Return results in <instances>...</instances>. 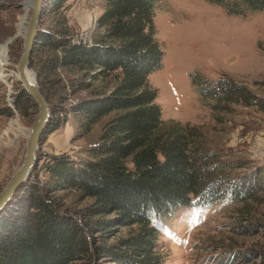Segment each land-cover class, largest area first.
I'll return each instance as SVG.
<instances>
[{"label":"trees","instance_id":"trees-1","mask_svg":"<svg viewBox=\"0 0 264 264\" xmlns=\"http://www.w3.org/2000/svg\"><path fill=\"white\" fill-rule=\"evenodd\" d=\"M68 1L44 0L43 14H58ZM104 1L96 24L101 32L91 44L74 43L65 28L50 35L39 26L31 65L36 60L51 111L42 137L66 123L59 115L67 113L62 103L81 91L93 89L94 97L73 110L81 115L80 129L89 133L106 121L90 150L92 161L74 170L69 158L53 157L43 166L45 184L32 173L18 188L0 216V264H164L154 216L225 201L245 205L262 187L250 176L235 182L232 167L216 162L217 153L207 149L199 127L163 119L158 91L150 83L164 57L154 23L160 0ZM205 1L235 16L264 11V0ZM95 82L109 83L108 92L99 91ZM193 84L211 110L259 103L230 81L194 75ZM29 106L37 107L22 89L15 109ZM1 113L15 115L11 109ZM69 191L91 203L78 211L69 208L67 195H57ZM117 221L133 231L117 245L109 244L105 233Z\"/></svg>","mask_w":264,"mask_h":264},{"label":"rangeland","instance_id":"rangeland-1","mask_svg":"<svg viewBox=\"0 0 264 264\" xmlns=\"http://www.w3.org/2000/svg\"><path fill=\"white\" fill-rule=\"evenodd\" d=\"M25 1L0 0V111L11 109L15 114H0V193L24 161L30 129L38 115L37 107L15 109L23 89L17 65L31 14L21 6ZM104 6V0H69L58 14L44 13L39 26L50 35L65 28L74 43L91 44L101 32L96 24ZM155 13L156 38L164 57L150 83L158 91L163 119L199 127L207 149L217 153L216 162L232 167L235 182L250 176L262 186L256 200L245 205L225 201L208 207H179L167 216H154L153 225L160 230L157 251L164 264H264V11L235 16L205 0H160ZM33 61L31 70L39 83ZM194 75L242 86L259 103L211 110L200 101ZM94 84L99 91L108 92L105 86L110 87L107 82ZM93 91L70 95L62 103L67 113H59L65 115L66 123L42 137L38 162L31 172L41 184L48 180L43 166L53 157L69 158L74 170L93 160L90 150L106 119L84 133L79 125L81 115L73 111L82 100L93 98ZM64 194L71 209L82 210L91 203L70 191L57 195ZM107 231L109 244L117 245L133 230L117 221Z\"/></svg>","mask_w":264,"mask_h":264},{"label":"water","instance_id":"water-1","mask_svg":"<svg viewBox=\"0 0 264 264\" xmlns=\"http://www.w3.org/2000/svg\"><path fill=\"white\" fill-rule=\"evenodd\" d=\"M43 4L44 0H27L21 4L27 11H31V14L27 22L25 34L23 35L24 50L17 65V79L22 84L25 92L37 105L38 115L30 129L24 161L10 182L0 193V216L8 204L14 199L18 188L29 180L31 172L37 162V152L40 149L42 134L48 125L51 115L49 104L40 90L36 74L34 73V79L30 76V73L33 72L31 70V58L38 38L39 23L44 9ZM18 36L19 34L10 38L8 42L11 43Z\"/></svg>","mask_w":264,"mask_h":264},{"label":"bare ground","instance_id":"bare-ground-1","mask_svg":"<svg viewBox=\"0 0 264 264\" xmlns=\"http://www.w3.org/2000/svg\"><path fill=\"white\" fill-rule=\"evenodd\" d=\"M6 44H7V46H8L10 43H9V42H7ZM30 76H31V78H32V79H34V77H35V74H34V72H31V73H30Z\"/></svg>","mask_w":264,"mask_h":264}]
</instances>
